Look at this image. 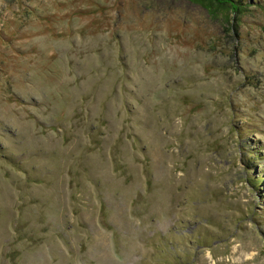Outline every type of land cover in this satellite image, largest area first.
<instances>
[{
	"label": "rangeland",
	"instance_id": "rangeland-1",
	"mask_svg": "<svg viewBox=\"0 0 264 264\" xmlns=\"http://www.w3.org/2000/svg\"><path fill=\"white\" fill-rule=\"evenodd\" d=\"M235 1L0 0V264H264V0Z\"/></svg>",
	"mask_w": 264,
	"mask_h": 264
},
{
	"label": "trees",
	"instance_id": "trees-1",
	"mask_svg": "<svg viewBox=\"0 0 264 264\" xmlns=\"http://www.w3.org/2000/svg\"><path fill=\"white\" fill-rule=\"evenodd\" d=\"M210 1L217 2V3L227 7L228 9H231V10L234 9L235 13H241L242 12L241 4L235 0H210Z\"/></svg>",
	"mask_w": 264,
	"mask_h": 264
}]
</instances>
